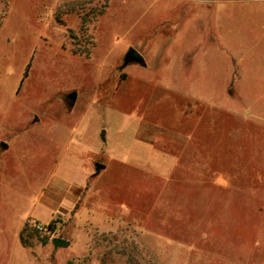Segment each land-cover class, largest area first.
Returning a JSON list of instances; mask_svg holds the SVG:
<instances>
[{
    "label": "rangeland",
    "instance_id": "374dc122",
    "mask_svg": "<svg viewBox=\"0 0 264 264\" xmlns=\"http://www.w3.org/2000/svg\"><path fill=\"white\" fill-rule=\"evenodd\" d=\"M0 264H264V0H0Z\"/></svg>",
    "mask_w": 264,
    "mask_h": 264
},
{
    "label": "crops",
    "instance_id": "0c3cea01",
    "mask_svg": "<svg viewBox=\"0 0 264 264\" xmlns=\"http://www.w3.org/2000/svg\"><path fill=\"white\" fill-rule=\"evenodd\" d=\"M68 4H70L69 1L66 3V5H68ZM107 8H108V4L105 3V6L103 8L104 11H106ZM68 13H69L68 11L65 12L66 15H69ZM99 14L100 13H98V15ZM81 22H82L81 31L83 32V24L85 21L82 19ZM92 38L93 37H90V39H92ZM79 47L80 46L76 44V47H74L72 45V47L70 49L78 51V49L81 50V48H79ZM70 52H72V51H70ZM74 52H72V53H74ZM66 95L65 94L61 95V97L58 100H56L54 104H55L56 108L58 109V111H60V112L62 111V113L65 112V113L69 114L71 108L73 107V105L75 104L77 99L75 98V101L73 103H71L66 98ZM245 113H247V111ZM37 124H39V118H33V119L30 118L26 122L27 127L28 126H35ZM3 148L4 149L8 148V145L4 146ZM93 162H95V161L93 160ZM104 169H105V167H102L99 170L98 174H95V171H94L93 176L99 175ZM68 191H69V189H68ZM41 198L45 199L44 202H42L44 205H46L45 207H48L49 209L54 210V212H57L58 216H61V215L65 216L68 213L73 212V210L76 206V203L78 201V199H77L78 196L74 195L73 192H65V193L63 191L60 192V191H57L54 186H50V185H47L45 187V191L42 192Z\"/></svg>",
    "mask_w": 264,
    "mask_h": 264
},
{
    "label": "water",
    "instance_id": "95a60500",
    "mask_svg": "<svg viewBox=\"0 0 264 264\" xmlns=\"http://www.w3.org/2000/svg\"><path fill=\"white\" fill-rule=\"evenodd\" d=\"M128 63H137V64H140L142 66L145 65L144 59L141 56V54L139 52H137L136 50H134L133 48H128L126 54L124 55L122 65L125 66ZM66 98L71 103H73L75 101V93L67 94ZM101 168H102V166L100 164H95V174H98V172ZM52 243H53V246L55 248L67 246L66 241L59 239V238H54L52 240Z\"/></svg>",
    "mask_w": 264,
    "mask_h": 264
},
{
    "label": "built area",
    "instance_id": "2783aa9c",
    "mask_svg": "<svg viewBox=\"0 0 264 264\" xmlns=\"http://www.w3.org/2000/svg\"><path fill=\"white\" fill-rule=\"evenodd\" d=\"M34 230L37 232V233H40V234H48L49 233V228L48 227H43L41 226L40 224H35L34 226Z\"/></svg>",
    "mask_w": 264,
    "mask_h": 264
},
{
    "label": "trees",
    "instance_id": "16d2710c",
    "mask_svg": "<svg viewBox=\"0 0 264 264\" xmlns=\"http://www.w3.org/2000/svg\"><path fill=\"white\" fill-rule=\"evenodd\" d=\"M67 11V10H66ZM53 223H54V221H51L49 224H48V226H49V228H52L53 227ZM25 230V229H24ZM35 231V230H34ZM36 232V231H35ZM42 242H44V239H42Z\"/></svg>",
    "mask_w": 264,
    "mask_h": 264
}]
</instances>
